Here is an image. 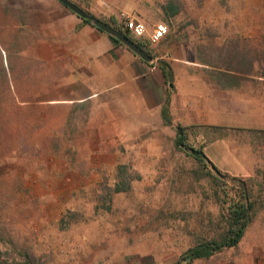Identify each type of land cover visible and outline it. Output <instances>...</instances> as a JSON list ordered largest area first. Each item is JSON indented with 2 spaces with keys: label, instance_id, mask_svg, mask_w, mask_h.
<instances>
[{
  "label": "rangeland",
  "instance_id": "rangeland-1",
  "mask_svg": "<svg viewBox=\"0 0 264 264\" xmlns=\"http://www.w3.org/2000/svg\"><path fill=\"white\" fill-rule=\"evenodd\" d=\"M10 1L17 0H0V264L25 256L35 264H183L187 249L221 230L220 206L242 184L254 212L240 243L191 264L263 262L264 137L252 175L221 178L209 165L215 183L191 157L188 137L175 144V127L139 132L88 111L57 119L54 109L24 103L21 57L10 54ZM70 1L90 13L87 1ZM149 1L152 7L136 9L153 21L164 19L161 3L173 2L177 19L194 30L215 29L199 28L205 14L217 17L216 29L264 33V0L218 8L202 0ZM236 16L244 21L233 22ZM263 41L248 43L240 57L264 61Z\"/></svg>",
  "mask_w": 264,
  "mask_h": 264
},
{
  "label": "crops",
  "instance_id": "crops-1",
  "mask_svg": "<svg viewBox=\"0 0 264 264\" xmlns=\"http://www.w3.org/2000/svg\"><path fill=\"white\" fill-rule=\"evenodd\" d=\"M85 1L89 14L110 26L120 27L125 16H133L149 31L166 22L168 34L147 42V61L57 0L10 1V54L21 57L23 102L54 109L57 119L80 118L88 111L92 118L119 120L139 132L166 126L165 109L172 123L166 127L182 128L217 170L252 175L264 137V61L254 54L241 58L239 52L264 40V33L216 29L217 17L205 14L199 28L215 29L194 30L190 20L182 22L166 10L164 21H153L136 9L152 7L149 0ZM242 1L249 6L250 0L237 5ZM231 2L202 0L214 8ZM217 47L227 51L225 56L213 50Z\"/></svg>",
  "mask_w": 264,
  "mask_h": 264
},
{
  "label": "trees",
  "instance_id": "trees-1",
  "mask_svg": "<svg viewBox=\"0 0 264 264\" xmlns=\"http://www.w3.org/2000/svg\"><path fill=\"white\" fill-rule=\"evenodd\" d=\"M165 12H168L169 15H174L179 12L178 6L173 3L169 2L166 6L163 7ZM83 21L90 23L89 20L84 19ZM116 30H118L123 36L127 37L128 39L135 42L137 46L142 48L143 50L146 49V44L148 41H142L140 39L134 38L132 35L129 34L127 31H123L122 27H116L115 25L112 26ZM109 36V35H108ZM110 39L114 42L119 44L120 42L115 38L109 36ZM148 53V52H147ZM148 55H150L148 53ZM163 73L166 79L169 80V73L166 69L164 63L162 64ZM162 120L164 125L170 126L171 120L168 117L167 110H162ZM180 133H177V138L175 140V144L177 146H181L185 144L187 139L184 130L179 127ZM191 157L199 164L200 169L205 170L208 176L213 178L215 183H219V178L215 177L211 174L209 167H212L213 170L217 173L218 176L221 178H225L226 175L220 174L219 172L204 156L203 152L200 149H195L193 147L188 148ZM230 191V190H229ZM226 196H228L226 194ZM221 205V218L219 220L221 228L219 225L216 227V231H220L215 234V236L201 238L197 242V244L189 249H187L181 256V261L183 264H191L196 260H205L212 257L214 254L221 252L226 249L236 247L243 235L245 233L246 228L248 227L251 219L253 217L254 212V203L250 200V197L247 193L246 187L244 184L241 185L240 188L236 190L233 196L229 197L227 200L223 201ZM18 264V263H13ZM19 264H35L33 260L25 256V261Z\"/></svg>",
  "mask_w": 264,
  "mask_h": 264
},
{
  "label": "water",
  "instance_id": "water-1",
  "mask_svg": "<svg viewBox=\"0 0 264 264\" xmlns=\"http://www.w3.org/2000/svg\"><path fill=\"white\" fill-rule=\"evenodd\" d=\"M57 1L60 2L62 5H64L66 8H68L71 12L75 13L77 16L84 18V19H87L90 22H92L98 29L107 33L109 36L115 38L116 40H118L121 44H123L128 49L133 51L140 58L147 60V61L150 60V58L146 54L145 50H143L142 48L137 46L134 41L123 36L118 30H116L112 26L108 25L106 22L101 21L97 18H94L89 13L82 10L81 8H79L78 6H76L75 4H73L69 0H57ZM177 131H178V133H180L179 128H177ZM181 146H183V145H181ZM211 169H213V168L211 167Z\"/></svg>",
  "mask_w": 264,
  "mask_h": 264
},
{
  "label": "built area",
  "instance_id": "built-area-1",
  "mask_svg": "<svg viewBox=\"0 0 264 264\" xmlns=\"http://www.w3.org/2000/svg\"><path fill=\"white\" fill-rule=\"evenodd\" d=\"M122 30L129 32L136 39L146 40L152 44L159 42L168 34V26L166 24L158 23L149 31L143 21L133 16H125L123 18ZM260 264H264V261Z\"/></svg>",
  "mask_w": 264,
  "mask_h": 264
}]
</instances>
